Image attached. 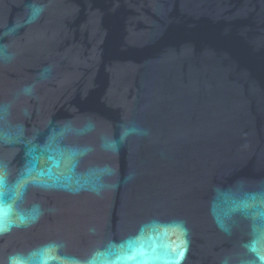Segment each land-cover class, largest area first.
I'll use <instances>...</instances> for the list:
<instances>
[{"label":"water","instance_id":"obj_1","mask_svg":"<svg viewBox=\"0 0 264 264\" xmlns=\"http://www.w3.org/2000/svg\"><path fill=\"white\" fill-rule=\"evenodd\" d=\"M12 258L264 264V0H0Z\"/></svg>","mask_w":264,"mask_h":264},{"label":"clouds","instance_id":"obj_2","mask_svg":"<svg viewBox=\"0 0 264 264\" xmlns=\"http://www.w3.org/2000/svg\"><path fill=\"white\" fill-rule=\"evenodd\" d=\"M10 264H18V262L14 258H12L10 259Z\"/></svg>","mask_w":264,"mask_h":264},{"label":"snow or ice","instance_id":"obj_3","mask_svg":"<svg viewBox=\"0 0 264 264\" xmlns=\"http://www.w3.org/2000/svg\"><path fill=\"white\" fill-rule=\"evenodd\" d=\"M180 255H182V253H180Z\"/></svg>","mask_w":264,"mask_h":264}]
</instances>
